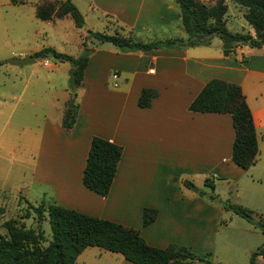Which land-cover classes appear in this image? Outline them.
I'll use <instances>...</instances> for the list:
<instances>
[{
  "label": "crops",
  "instance_id": "crops-1",
  "mask_svg": "<svg viewBox=\"0 0 264 264\" xmlns=\"http://www.w3.org/2000/svg\"><path fill=\"white\" fill-rule=\"evenodd\" d=\"M71 1L88 26L87 36L81 33L79 49L82 53L83 43L87 42L94 52L76 91L69 88L71 65L58 60L53 61L58 65H45L51 68L54 82L50 76L40 77L28 80L25 86L26 93L33 84L24 111L22 149L17 154L24 172L31 170L24 173L25 203L36 207L56 204L121 224L138 231L157 248L202 245L206 218L211 219L215 213L219 216L222 210L215 205L220 199L211 198L216 184L222 181L237 185L247 178L255 195L258 191L253 185L264 180V173H244L249 169L233 162L235 129L231 115L192 112L190 105L211 80L240 86L258 134L254 167L264 161V46H240L226 55L223 42L214 38L210 46L122 52L112 44L88 39V30L96 33L101 27H117L145 43L186 39L177 0ZM202 1L214 5L217 0ZM242 28V33L256 36L250 26ZM148 35L153 38L147 39ZM171 35L175 38H169ZM38 52L24 53L19 58ZM113 74L119 78L113 80ZM111 81L117 87L110 89ZM146 89L157 91L158 97L150 107L140 108L138 102ZM58 91L64 95L58 97ZM71 94L75 99L70 100ZM70 101L79 107L73 127L67 130L63 122ZM94 137L123 148L107 197L83 184ZM1 147L4 153L12 149ZM185 182L193 187L188 188ZM206 182L214 185L208 196L201 195ZM195 187L200 192H194ZM145 209L157 211L148 227L143 226ZM92 249L99 250V257L108 252L87 248L75 264ZM112 254L118 264H133L120 254ZM263 260L258 258V264Z\"/></svg>",
  "mask_w": 264,
  "mask_h": 264
},
{
  "label": "trees",
  "instance_id": "trees-1",
  "mask_svg": "<svg viewBox=\"0 0 264 264\" xmlns=\"http://www.w3.org/2000/svg\"><path fill=\"white\" fill-rule=\"evenodd\" d=\"M233 1L246 8L245 19L255 31V37L249 33H232L228 29L226 15L229 8L225 0H217L214 5H208L202 0L176 1L181 12V23L187 35L186 39L145 43L119 32L110 35L88 30V33L98 42L112 44L122 52L210 46L215 37L223 42V51L226 55L240 46L263 47L264 0ZM10 2L14 5L26 4L25 0H10ZM62 7L63 13L59 19L70 16L75 26L82 29L85 25L84 17L72 1H64ZM36 17L41 21L49 22L53 18L52 9L39 6L36 8ZM83 47L82 53L77 57L56 52L51 48H45L33 57L36 59L50 57L69 63L72 67L69 88L76 91L83 82L90 56L94 52L88 48L87 42L83 43ZM157 97V91L146 89L142 92L138 105L140 108H148ZM78 107L74 102H69L63 122L65 129L69 130L73 127ZM190 111L231 115L235 129L232 160L245 170L255 165L259 152L258 134L252 112L240 86L220 79L211 80L192 102ZM122 154L121 146L100 137H94L83 174L84 186L102 197H107L116 177ZM184 184L188 188L193 187L190 182ZM206 185L214 189L213 184L206 182ZM29 205L39 222L43 220L46 213L48 214L53 240L47 246H43L47 242L44 233L27 230L24 223L20 224L15 219L8 220L3 226L9 237L0 234V264H75L82 252L90 247L120 254L133 264H191L194 261L215 264L207 258L196 256L183 246L153 247L142 238L138 231L109 220L82 214L56 204L47 207ZM224 208L261 228L264 232L263 219L257 221L252 211L229 202L224 203ZM5 213L4 207H0V216ZM29 215L30 213H27L22 219L29 218ZM156 217V210L145 209L143 226L151 225ZM260 257L264 259V244L252 254L250 264H258Z\"/></svg>",
  "mask_w": 264,
  "mask_h": 264
},
{
  "label": "rangeland",
  "instance_id": "rangeland-1",
  "mask_svg": "<svg viewBox=\"0 0 264 264\" xmlns=\"http://www.w3.org/2000/svg\"><path fill=\"white\" fill-rule=\"evenodd\" d=\"M25 1L26 4L14 5L10 0H0V144L3 146L1 149H4L5 145L7 148L12 147L9 152L14 153L12 155L0 151V207H4L6 212L0 216V234L9 237L3 225L8 220L15 219L20 224L24 223L27 230L44 233L47 242L43 246H47L53 240L49 216L46 213L43 220L39 222L37 215L30 209V205L25 203L24 187H22L24 173H30L31 170L28 168L24 172V164L19 161L20 155L17 154L22 149L24 111L28 108L27 100H29L33 84L26 93L25 86L28 80L31 82L40 77L42 79V77L50 76L54 82L55 77L53 78L51 68H47L45 65L47 62L58 65L59 62H53L51 58L40 60L38 64L12 66L7 61L19 58L21 54L34 53L45 48L78 56L81 54L79 49L82 41L81 33L87 36L85 30L88 26L85 23L81 32L79 28L75 27L72 19L63 17L58 20L63 13L62 5L65 0ZM226 4L229 8L226 15L228 29L232 33H242V26L249 27L245 19L246 8L239 6L233 0H227ZM39 6L52 9L53 18L51 21L53 22H43L36 18V8ZM95 31L110 35L119 32L129 36L117 27H101ZM134 36L133 38L138 40ZM146 38L153 37L148 35ZM169 38L175 37L171 35ZM215 38L219 42V38ZM88 39L92 40V37ZM141 40L143 39L140 38L139 41ZM106 45L111 46L109 43ZM31 76L34 77L30 78ZM61 81H64V78ZM108 87L114 88L112 81L109 82ZM62 95L64 93L58 91V97ZM72 95L74 94L70 95V100H73ZM244 173H264V161H259L257 166L251 167ZM251 186L245 178L237 185L221 181L216 184L215 193L211 187L207 186L211 189L204 187L201 195L207 196L210 191H213L211 198L213 201L220 199L215 205L222 210L219 216L215 213L211 219L206 218L205 238L202 245L183 247L189 249L196 256L207 258L215 264H250L252 254L264 244V232L232 211H227L224 208V203L229 202L232 205L248 209L254 213L257 219L262 218L264 222V180L253 185L258 191L255 195L250 189ZM192 189L196 192L194 188ZM195 189L200 190L198 187ZM27 213H30L29 218L22 219L23 216L26 217ZM177 246L182 245L178 244ZM97 251L99 250H89L83 258L79 259V264H118L113 258L116 256H113L112 253L104 252L106 256L99 257ZM196 264L205 263L198 261ZM260 264H264V260Z\"/></svg>",
  "mask_w": 264,
  "mask_h": 264
},
{
  "label": "water",
  "instance_id": "water-1",
  "mask_svg": "<svg viewBox=\"0 0 264 264\" xmlns=\"http://www.w3.org/2000/svg\"><path fill=\"white\" fill-rule=\"evenodd\" d=\"M86 29H88V27H86ZM39 59L41 61L46 60V57H40ZM53 61H56V59L53 58ZM36 62H37V59L34 58L32 55H26L25 57H22V58L9 59L7 61V63L12 65V66H25V65H30V64L36 63ZM72 98L75 99V95H72ZM194 190L196 192H199V190H196L195 188H194Z\"/></svg>",
  "mask_w": 264,
  "mask_h": 264
},
{
  "label": "built area",
  "instance_id": "built-area-1",
  "mask_svg": "<svg viewBox=\"0 0 264 264\" xmlns=\"http://www.w3.org/2000/svg\"><path fill=\"white\" fill-rule=\"evenodd\" d=\"M118 78H119V76L117 74L112 75L113 80H117ZM114 86L117 87V83H115Z\"/></svg>",
  "mask_w": 264,
  "mask_h": 264
}]
</instances>
